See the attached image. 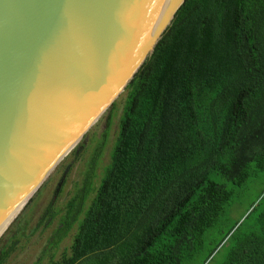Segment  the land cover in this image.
<instances>
[{
	"label": "trees",
	"instance_id": "1",
	"mask_svg": "<svg viewBox=\"0 0 264 264\" xmlns=\"http://www.w3.org/2000/svg\"><path fill=\"white\" fill-rule=\"evenodd\" d=\"M124 95L100 184L94 167L116 102L85 195L78 208L68 203L39 263L264 264V206L253 203L230 225L221 220L251 166L254 176L264 173V0H186ZM83 146L72 153L79 158ZM26 227L0 246V264ZM75 227L70 251L56 259Z\"/></svg>",
	"mask_w": 264,
	"mask_h": 264
},
{
	"label": "water",
	"instance_id": "2",
	"mask_svg": "<svg viewBox=\"0 0 264 264\" xmlns=\"http://www.w3.org/2000/svg\"><path fill=\"white\" fill-rule=\"evenodd\" d=\"M185 1L0 0V246L27 223L4 264L85 195L116 102L98 185L124 92Z\"/></svg>",
	"mask_w": 264,
	"mask_h": 264
},
{
	"label": "rangeland",
	"instance_id": "3",
	"mask_svg": "<svg viewBox=\"0 0 264 264\" xmlns=\"http://www.w3.org/2000/svg\"><path fill=\"white\" fill-rule=\"evenodd\" d=\"M125 100L126 97L124 95L98 185L100 184L101 178L103 177L104 169L109 165L111 161L110 153L112 151V148L115 146V143L119 136L120 119L123 115ZM254 170L255 168L251 166L252 176L246 181L245 184L241 186L240 189L235 190L231 206L225 208L221 217V220L224 221L225 225H230L242 220L247 210L253 203H260L262 206H264V173L261 172L259 176L256 177L254 176ZM98 185L96 187H98ZM93 197L94 191L90 194L83 211L87 209ZM80 202L81 200L76 203L75 208H78ZM65 215L66 213L63 214L58 220H56L50 227H48L43 233H41L35 240H33L28 246H26L21 252H19L7 264H49L48 256L45 257L40 263L39 260L43 256L44 250H46L56 230L61 225L62 219ZM83 215L84 214L82 213L80 217L82 218ZM75 233L76 227L70 231L68 236L57 247L56 259H58L61 253H63L65 250H68V252L70 251V246L72 244L73 236ZM51 252H53V250H51ZM225 252L226 249H222L218 257H220L221 255L223 256Z\"/></svg>",
	"mask_w": 264,
	"mask_h": 264
},
{
	"label": "flooded vegetation",
	"instance_id": "4",
	"mask_svg": "<svg viewBox=\"0 0 264 264\" xmlns=\"http://www.w3.org/2000/svg\"><path fill=\"white\" fill-rule=\"evenodd\" d=\"M59 190H60V188L58 187L57 192H59ZM48 213H49V209L47 210V214H48ZM80 216H81V215L78 216L77 220L81 219ZM43 218H44V217L41 218L42 221H44ZM42 221H41V222H42ZM53 250H54V249H53ZM55 250H56V248H55ZM55 250H54V251H55ZM61 254H62V253H61Z\"/></svg>",
	"mask_w": 264,
	"mask_h": 264
}]
</instances>
